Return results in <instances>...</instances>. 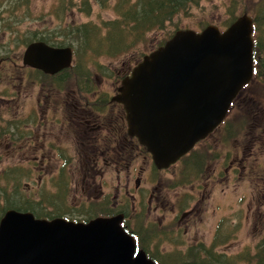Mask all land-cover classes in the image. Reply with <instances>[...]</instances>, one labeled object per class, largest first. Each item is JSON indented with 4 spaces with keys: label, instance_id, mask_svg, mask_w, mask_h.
Returning a JSON list of instances; mask_svg holds the SVG:
<instances>
[{
    "label": "flooded vegetation",
    "instance_id": "af4514ba",
    "mask_svg": "<svg viewBox=\"0 0 264 264\" xmlns=\"http://www.w3.org/2000/svg\"><path fill=\"white\" fill-rule=\"evenodd\" d=\"M53 37L60 39L56 34ZM35 42L62 48L57 41L31 40L24 43L23 52ZM23 52L13 57L9 46H0L4 63L0 79L19 75L25 86L24 95L12 105L13 99L0 89V148L5 143L6 156L28 160L27 168L35 170L38 165L39 171L53 178L54 192L52 199L32 209L6 207L3 213L0 210V219L7 211L84 224L97 218L116 219L132 238L135 254L143 252L154 264H223L221 256L247 248L244 244L237 249L238 233L244 222L248 224L257 215L252 211L244 221L238 212H243L239 206L249 207L264 193V163L254 158V152L264 148V64L259 69L254 61L249 82L233 99L223 121L175 163L159 169L147 150L128 134L123 106L111 100L119 86L110 93L93 90L91 80L75 82L73 49L69 67L53 74L23 65ZM129 74L130 68L121 79ZM238 111L245 118L241 137L234 126ZM65 139L70 141L67 146L61 145ZM63 157L75 160L74 164L69 161L75 189L70 190L66 205L59 195L64 187ZM7 173L13 192L20 183L18 174ZM105 173L117 182L112 196L102 190ZM241 178L249 184L250 198L246 199V192L236 195L230 191L212 197L216 187L235 185ZM232 196L234 204L226 208L223 201Z\"/></svg>",
    "mask_w": 264,
    "mask_h": 264
},
{
    "label": "water",
    "instance_id": "95a60500",
    "mask_svg": "<svg viewBox=\"0 0 264 264\" xmlns=\"http://www.w3.org/2000/svg\"><path fill=\"white\" fill-rule=\"evenodd\" d=\"M252 20L238 17L223 32L177 30L121 81L111 100L123 106L127 132L167 168L211 133L252 76ZM69 47H26L23 65L56 73L68 68ZM0 264H154L116 219L87 224L35 219L7 211L0 220Z\"/></svg>",
    "mask_w": 264,
    "mask_h": 264
},
{
    "label": "rangeland",
    "instance_id": "374dc122",
    "mask_svg": "<svg viewBox=\"0 0 264 264\" xmlns=\"http://www.w3.org/2000/svg\"><path fill=\"white\" fill-rule=\"evenodd\" d=\"M235 3L236 14L238 16L248 15L250 17L255 15L258 8L263 7L264 0H210L201 1L197 6L191 7L187 12L182 13L172 19L166 24V28L162 31L150 32L146 37L145 41L134 46L127 47L123 52L118 55L115 53L111 55H102L98 50L93 51V49L88 48V51L84 53L81 50H75L74 46L72 48L74 52V64L73 70L77 73L75 77V82L83 84L86 80H91V86L93 90L98 89L105 92H112L113 88L120 85L121 77L125 75V71L130 68V70L141 60L142 57L152 52L160 42L169 35L170 32L174 33L176 30H197L201 31L208 25H215L222 30L226 28L228 18L227 9L231 4ZM58 0H0V45L9 46V50L12 51L13 57L15 55L22 54L24 50V43L28 39L37 33H46L53 36V34L60 37L57 39L53 37L52 40L60 42L63 41V35L58 32L60 22L55 16L54 11L59 7ZM17 3V4H16ZM233 3V4H234ZM17 8H13V5ZM80 0H75L74 6L71 11L65 10L62 13L65 15V23L81 24L85 22L97 23L101 20H109L113 18V12L110 9H105L100 7L98 4L91 3L88 12H82L79 9ZM88 13V15H86ZM259 14L256 12V15ZM255 15V16H256ZM60 17V16H58ZM62 20V17H61ZM264 33V27L260 31L262 36ZM61 34V35H59ZM172 35V34H171ZM65 38V43L68 46L69 42L72 40L70 35ZM56 38V40L54 39ZM67 40H70L69 42ZM31 41V40H30ZM29 41V42H30ZM264 60V55L262 56ZM20 64V63H19ZM4 63L0 61V73L3 72ZM74 74V73H73ZM24 80L20 76L16 75L13 79L5 75L0 79V89L3 90L7 98H12L10 104L17 102V98L22 97L25 91V86L22 85ZM260 91V90H259ZM20 92V94H18ZM234 116V113H233ZM244 114L238 111L237 115L234 116V126L238 135L241 137L243 135L244 126ZM70 141L68 139L63 140L61 145L67 146ZM2 148H0V190L6 191L2 193L0 191V210L7 204L14 201L21 206L28 207L32 209V206L36 203L43 202L46 199L50 200L53 198V188L51 185L50 175H44L39 171V166L36 165L35 170L30 169V165L27 163L28 160L20 159L18 157L6 156L5 153V143H2ZM67 153H65L66 155ZM254 158H258L257 162L260 164L264 163V148L261 146L254 152ZM66 159V165L61 170V177L64 183V187L61 186L60 198L62 203L65 205L70 203V190L73 193L72 186V174L70 173V159L68 157H63ZM57 164H58V160ZM71 163L75 162L74 158H71ZM26 167L25 173L20 165ZM46 164V163H45ZM19 166L20 168H13ZM14 171L18 174L16 179L20 181L18 187L12 192V185H9L11 178L9 173L7 174L8 180L6 181V174L3 172ZM24 172V174H23ZM4 174V176H2ZM39 179V180H38ZM102 190L104 193L112 196L117 189V182L115 176L110 173H106L102 177ZM48 180V181H46ZM100 180V179H99ZM241 178L235 185L222 184L216 187L213 191V196H221L224 192L230 191L231 193L246 192L247 198H250V187L248 183ZM255 182V181H254ZM40 183V186L38 185ZM122 198L128 200L122 194ZM235 196L230 199L224 200L223 204L226 208L229 205L234 204ZM90 206V205H89ZM237 207V206H235ZM243 209V212H238V216L244 217L251 216L253 211L254 218L248 219L247 223H243V228L240 229L238 233L237 249L242 248V245L246 244V249L238 250L237 254H225L221 256L220 261L223 264H259L261 262L260 256L262 250L264 249V193L255 198L254 203L250 204V210H247L246 204L239 206ZM211 207L207 212L211 215ZM220 212L216 211L215 216H218ZM260 216L258 217V214ZM210 224L207 223L208 228ZM242 226V224H241Z\"/></svg>",
    "mask_w": 264,
    "mask_h": 264
},
{
    "label": "trees",
    "instance_id": "16d2710c",
    "mask_svg": "<svg viewBox=\"0 0 264 264\" xmlns=\"http://www.w3.org/2000/svg\"><path fill=\"white\" fill-rule=\"evenodd\" d=\"M59 7L54 11V16L62 22L59 26L58 32H61L63 38L60 42L52 40L53 36L47 37L45 33H37L30 37V40H43L46 42H56L60 46L67 45L65 38L70 35L71 41L68 46L75 48V50H81L84 53L88 48L96 51L98 50L102 55H113L123 52L127 47H132L136 44L143 43L145 37L150 32L162 31L176 16L187 12L191 7L197 6L201 1L210 0H80L79 9L82 12H88L91 3L98 4L100 7L110 9L113 12V18L109 20H101L100 22H85L81 24L65 23L64 14L62 11H71L74 6L75 0H58ZM263 1V0H261ZM234 3V1H233ZM227 9V26L231 24L238 16L236 14L235 3ZM17 4V3H16ZM264 5V3H263ZM13 8H17L15 4ZM257 14L253 16L254 24V61L255 67L262 69L264 60V33L261 36L260 31L264 27V6L256 9ZM88 15V13H86ZM60 16V17H58ZM62 17V20H61ZM173 32V31H172ZM172 32L164 38L157 47L161 46L167 39L171 37ZM61 35V34H60ZM61 35V36H62ZM2 46V45H0ZM156 47V48H157ZM73 48V49H74ZM74 50V52H76ZM2 74L0 73V76ZM6 181L8 180L7 172ZM4 174L2 176H4ZM6 194V191L0 190ZM6 204L2 207L3 213L7 208H14L15 210H23V206L18 203ZM7 207V208H6ZM260 256L261 262L264 264V249Z\"/></svg>",
    "mask_w": 264,
    "mask_h": 264
}]
</instances>
